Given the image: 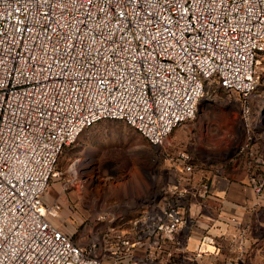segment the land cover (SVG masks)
<instances>
[{
    "label": "built area",
    "instance_id": "2783aa9c",
    "mask_svg": "<svg viewBox=\"0 0 264 264\" xmlns=\"http://www.w3.org/2000/svg\"><path fill=\"white\" fill-rule=\"evenodd\" d=\"M263 57L264 0H0V264L201 258L178 237L184 189L162 188L127 229L97 213L75 235L42 195L94 123L123 120L159 147L208 88L248 99ZM177 161L189 175L188 154Z\"/></svg>",
    "mask_w": 264,
    "mask_h": 264
},
{
    "label": "rangeland",
    "instance_id": "374dc122",
    "mask_svg": "<svg viewBox=\"0 0 264 264\" xmlns=\"http://www.w3.org/2000/svg\"><path fill=\"white\" fill-rule=\"evenodd\" d=\"M256 76L255 90L248 99L236 92L208 88L194 117L177 126L159 147H153L119 119L100 120L81 133L59 155L42 195L45 203L58 206L59 227L75 235L89 216L100 211L107 227L127 229L137 214L127 211L133 182L136 191H140L139 180L143 182L148 195L162 188H190L189 180L200 172L203 161L215 160L219 167L247 169L259 177L253 182L261 190L264 187V57L256 65ZM182 151L188 154L192 165L189 175L177 161ZM100 201L103 207L96 210L95 204ZM240 243V240L214 239L211 245L217 246L218 251L214 249L205 253L208 255L204 258L189 261L176 254V263L172 260L171 264H248V260L242 262L236 253Z\"/></svg>",
    "mask_w": 264,
    "mask_h": 264
},
{
    "label": "crops",
    "instance_id": "0c3cea01",
    "mask_svg": "<svg viewBox=\"0 0 264 264\" xmlns=\"http://www.w3.org/2000/svg\"><path fill=\"white\" fill-rule=\"evenodd\" d=\"M90 150H87L88 154ZM215 162L203 161L200 172L189 180L190 188L182 187L186 191L181 203L184 223L178 237L184 242L187 252L204 251L201 258L214 249L218 251L217 246L211 245L214 239L240 240L241 248H236L238 258L242 262L248 260V264H261V258H264V187L256 190L253 180L259 177L247 169L219 167ZM134 183L131 184L133 191L128 195L127 211L138 215L160 194L161 189L154 195H148L143 182L139 180L140 191L135 190L137 185ZM204 185L208 188L204 189ZM102 207V201L95 204L96 210Z\"/></svg>",
    "mask_w": 264,
    "mask_h": 264
}]
</instances>
